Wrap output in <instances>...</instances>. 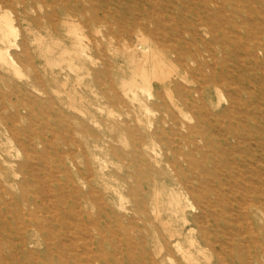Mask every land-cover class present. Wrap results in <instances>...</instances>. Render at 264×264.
Listing matches in <instances>:
<instances>
[{
    "label": "rangeland",
    "instance_id": "374dc122",
    "mask_svg": "<svg viewBox=\"0 0 264 264\" xmlns=\"http://www.w3.org/2000/svg\"><path fill=\"white\" fill-rule=\"evenodd\" d=\"M223 1L0 0V12L10 14L17 30L15 40L0 45L20 69L16 74L0 62V264H188L155 205L173 219L184 245L189 228L200 234L212 226L197 215L201 206L207 216L214 209L225 213L215 226L224 247L192 248L202 264H264V0ZM62 4L74 10L70 17ZM70 22L84 34L85 58L74 56ZM34 34L61 44L47 52ZM139 34L202 61L201 52L209 64L197 69L189 62L187 70L174 59L191 79L176 75L168 82L183 96L181 109L161 84L154 90L162 97L140 88L130 89L134 99L124 93L122 81L132 76L129 47ZM65 48L90 68L82 79L60 60ZM197 87L201 95L190 90ZM246 108L256 123L239 117ZM172 118L177 160L164 150ZM6 123L18 127L17 137L7 139ZM219 128L252 132L255 139L223 148ZM154 141L159 162L145 147ZM246 146L258 153L259 174L241 165L245 179L230 163L240 165L238 148ZM174 167L186 188L175 181ZM222 168L229 180L218 174ZM176 189L194 206L186 207V223L168 202Z\"/></svg>",
    "mask_w": 264,
    "mask_h": 264
},
{
    "label": "bare ground",
    "instance_id": "6f19581e",
    "mask_svg": "<svg viewBox=\"0 0 264 264\" xmlns=\"http://www.w3.org/2000/svg\"><path fill=\"white\" fill-rule=\"evenodd\" d=\"M21 1H23V0H21ZM56 1L57 0H55V2ZM61 1H63V0H61ZM54 3H51V4L47 3V4L53 5ZM61 8H63V10L66 11L65 14L67 17H70L74 12V10L71 9V6H69V5L67 6L66 4H62ZM92 19L94 21L98 22V21H100L101 16L95 15L92 17ZM122 26L125 27L123 24H122ZM68 27H69V31H71L73 33L72 46H73L74 56H76V57L78 56V58L84 57L85 51H86V49H85L86 46L84 44V34L79 30L78 26H76L75 24H73L71 22L69 23ZM16 35H17V30H16L15 25L13 24V20H12L10 14L6 11L0 12V41L4 44H7V43L15 40L13 38V36H16ZM34 36H35V40L37 41L39 46L46 45V51L47 52H51L55 46L61 44L60 40H58L56 38H53L52 40L48 41V40L44 39L45 37L43 38V37L36 35V34H34ZM166 42L167 41L165 40L162 43L158 38H154L152 42H150V41L147 42L145 36L143 34H139L137 37V42L134 43L131 47H129V53L128 54L130 57V63L132 65V68H131L132 76L129 80L124 79L122 81L121 86H122V89L124 90V93L126 94V96L130 97L131 99H134L135 96H131L129 91H130V89L132 91L135 88H140L142 90V92L143 91L146 92L148 94V96L150 95V97H153L154 95H157V97H162L161 91L155 92V90H154L155 85L161 84V86L164 87L165 93L169 96L172 104L175 107H178L181 109L180 97H183V96H179V98H178L175 91L168 85V82H170L172 80L171 77L176 76V75H179L183 80H186V81H191V79L187 77L186 72L181 73L178 71V69L175 66L176 64L174 63V59L179 60L185 66V68H187V70H188L189 62L190 63L191 62L196 63L195 65H196L197 69H199V68L203 69L204 67H207L209 64L204 60V56H203V54H201V52L199 54L203 58L202 61L197 56V53H194V52H190L188 54L183 53L179 49V47H177V46H174V47L169 46V47H165V48L161 47L163 45L166 46L165 45ZM13 44L18 46L16 41H14ZM24 46L25 45H23V47ZM69 55H70L69 50L67 48H65L62 52V58L60 60L61 61L66 60L67 66L70 69H73L77 73V79H82V77H80V75L85 74V72L88 73L90 68H86V70H85V65L80 64L79 62L73 61V57L69 56ZM0 62L7 63L10 66H12L14 73H16V74L20 73V69H19V66L16 63V61L13 58L12 59L8 58V56L4 53L1 45H0ZM3 77H5V76H3ZM155 81H157L158 83H155ZM84 82L89 83V80L84 81ZM63 83L65 86V84L67 82H63ZM183 89H185V88L183 87ZM190 90H192L193 92H198L199 95L202 94L200 87L190 89ZM177 91H180L179 87H177ZM245 92L248 93L247 91H245ZM240 93H242V91ZM67 94H68V97H70L71 106L76 107L74 105V103L76 101L75 89L70 88L67 91ZM162 105H163V107H165V110H166L167 103L163 102ZM246 105H247L246 101H243L241 106L246 107ZM145 108L147 110L149 109L148 106H146ZM19 111H20V109L16 106V112H19ZM214 112H218V111H214ZM239 117L240 118L245 117L248 120H252L256 123L254 112L249 111L248 108H246V110H244L242 112V114L239 115ZM188 118H190V117H188ZM172 119H173V122L170 124V127H169V129L171 131L170 133H172V135L170 137L168 144L164 147V150L165 151L169 150L172 153V155L175 157L174 159L177 160V158H180V156H179L178 145L176 146L174 135L176 134V129L178 127L176 125V121L174 120V118H172ZM138 120L140 121V119H138ZM3 125H4V126H2L3 130L5 131V133L8 132L7 135L9 134L7 137L8 140L10 139V135L13 137L18 136V130H17L18 127L15 124L9 125L8 123H6ZM181 125L186 127V128L188 127V131L189 132L191 131V129H189V127L192 125H189L186 122H184ZM162 131L166 132L165 129H162ZM218 131L222 132V134H220L221 137L218 138L219 141L221 142V139L224 140V142L221 146L223 148H227V149H236L237 145L240 146V144L242 142H244L245 138L255 139V134H253L252 132L246 131L243 136L242 135L240 136L239 133L238 134H234V133L229 134L226 131H222L220 128L218 129ZM152 133L155 134L156 131H153ZM181 135H183V137L186 139V136H187L186 134L182 133ZM259 136L263 137L262 134H260ZM147 145L148 146H145V147H148V148L151 147L152 148V151H153L152 153L155 155L154 158L156 159L157 162H159L160 160L158 157L161 155V153L156 148V142L154 141V142L147 144ZM238 151H239L238 152L239 153L238 158L240 160V165L238 164L237 159H235V160L231 161V163L229 162L230 168H232L235 165V167H237L238 170H240L242 172L241 174H243L244 177L246 175L245 179L248 178V176L243 171V168L241 167V165H247V167L249 169V170L247 169V172L249 171V172H253L254 174H256V173L259 174L258 168L256 166L257 161H258V153L254 149H253V152H250V148H248V146H246L245 150L242 148H238ZM242 152L245 155H247L248 157H251L252 160H248V158L245 159V155ZM262 152L264 153V151H262ZM183 159L186 160L187 162H189L187 158L183 157ZM172 170H173V175H174L175 181H177L178 183L183 185L184 188H186L185 182H183L181 180L180 174L178 171H176V168H175V170L174 169H172ZM218 174L223 175L225 178H227V180H229L230 173L226 172V170L224 168L219 169ZM222 190H223V187H222ZM159 194H160V192H157V196ZM184 198H185V196L181 191H177V189L171 190L169 192L168 202H169V205L171 208L172 215H174L176 217L181 215L183 220H184V223H186L188 220L186 207L188 205H191L192 207H194V206L192 204H189V202H186V204H184ZM0 203H1V201H0ZM210 212H211V216H207L208 213H206L205 209H203V207L201 206L199 212L197 213V215L200 214L204 217L206 216L207 220L209 222L211 221L212 226L208 227V232H206V230H200V234H199V233L195 232L194 227L189 228V230L187 231L188 235H189L188 236V242L189 243H188V245H184L183 242L180 240L182 232L180 230L174 229L172 226L173 223L170 220H173V219L171 217H168L167 219L163 218L161 207L159 205H155L156 217L159 218L160 220H162L163 223L166 224V227L169 230V236L171 238L173 237L172 238L173 239L172 244H173L174 248H176V250H178V252L181 254L182 258H184L186 260V263H188V264H202L198 260L196 255L194 254V251L192 250V248H197L198 250H201L203 247H208L209 249H212L214 252H216V249L214 246L215 242L216 243L220 242L221 248L224 247V242L221 241L215 226L220 225V221L222 218H223V220H226L224 218L225 213L223 211H222V213L217 212L216 209L211 210ZM200 220L201 219L199 217L198 221H200ZM210 231L214 232L212 235L213 239L210 236V234H211ZM218 237H219V239H218ZM208 259H209L208 262L210 263V261H211L210 256H208Z\"/></svg>",
    "mask_w": 264,
    "mask_h": 264
}]
</instances>
